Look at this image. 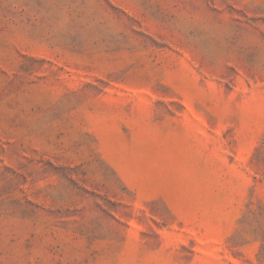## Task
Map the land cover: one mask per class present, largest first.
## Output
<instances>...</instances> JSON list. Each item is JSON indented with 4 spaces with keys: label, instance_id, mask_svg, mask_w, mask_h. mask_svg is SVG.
I'll return each mask as SVG.
<instances>
[{
    "label": "rangeland",
    "instance_id": "rangeland-1",
    "mask_svg": "<svg viewBox=\"0 0 264 264\" xmlns=\"http://www.w3.org/2000/svg\"><path fill=\"white\" fill-rule=\"evenodd\" d=\"M0 264H264V0H0Z\"/></svg>",
    "mask_w": 264,
    "mask_h": 264
}]
</instances>
